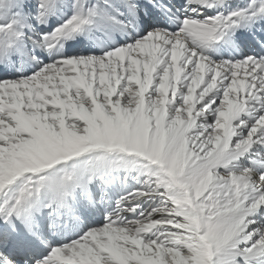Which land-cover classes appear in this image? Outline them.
I'll list each match as a JSON object with an SVG mask.
<instances>
[{"label": "bare ground", "instance_id": "bare-ground-1", "mask_svg": "<svg viewBox=\"0 0 264 264\" xmlns=\"http://www.w3.org/2000/svg\"><path fill=\"white\" fill-rule=\"evenodd\" d=\"M262 11L0 0V264H264Z\"/></svg>", "mask_w": 264, "mask_h": 264}, {"label": "rangeland", "instance_id": "rangeland-1", "mask_svg": "<svg viewBox=\"0 0 264 264\" xmlns=\"http://www.w3.org/2000/svg\"><path fill=\"white\" fill-rule=\"evenodd\" d=\"M103 133H106V130L102 129L101 132H98V133H88V135H89L90 137H93V136H95V135H97V134H103ZM143 139H144V138H143ZM143 139H141L139 142H141ZM122 142H137V141H128V140L126 139V137H125L124 140H123Z\"/></svg>", "mask_w": 264, "mask_h": 264}]
</instances>
